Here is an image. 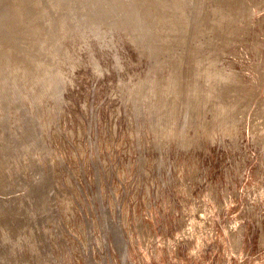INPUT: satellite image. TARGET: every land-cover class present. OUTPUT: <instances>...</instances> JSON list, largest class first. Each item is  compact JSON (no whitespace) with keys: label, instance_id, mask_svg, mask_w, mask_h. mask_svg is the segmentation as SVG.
Wrapping results in <instances>:
<instances>
[{"label":"rangeland","instance_id":"1","mask_svg":"<svg viewBox=\"0 0 264 264\" xmlns=\"http://www.w3.org/2000/svg\"><path fill=\"white\" fill-rule=\"evenodd\" d=\"M39 2L0 22L42 34L0 42V264H264V0Z\"/></svg>","mask_w":264,"mask_h":264},{"label":"bare ground","instance_id":"2","mask_svg":"<svg viewBox=\"0 0 264 264\" xmlns=\"http://www.w3.org/2000/svg\"><path fill=\"white\" fill-rule=\"evenodd\" d=\"M5 1V0H4ZM3 0H0V22H2L4 19H5V17H3L5 14H7L8 16H10V20H11V22H12V20L13 19H16V20H18L19 19V16H20V14H22V13H24V14H30V15H32L33 17H34V20H33V23L35 24L36 22H37V20L39 21L40 20V18H42V19H45L47 22H49L48 20H47V14L48 13H46V11H45V9L47 10V11H49L50 9L51 10H53V8H55V7H59L60 5H57V6H55V7H50V6H47L46 5V7H45V5L44 6H42L41 7V5H40V0H23V1H21V2H23L22 4L24 5V7L22 8V9H20L19 11L21 12V13H19L18 12V8H16V4H9L10 6H9V10H5L6 9V6H5V2H4ZM10 1V0H9ZM19 1V0H18ZM12 2V1H11ZM10 2V3H11ZM61 2V1H60ZM63 2V1H62ZM149 2V1H148ZM29 3L30 4H32L31 6L29 5ZM42 4V3H41ZM59 4H61V3H59ZM12 5V6H11ZM29 5V6H28ZM5 6V7H4ZM19 6V5H18ZM54 6V5H53ZM140 6V5H139ZM8 8V7H7ZM137 11V10H136ZM139 14V13H138ZM48 16H49V14H48ZM51 17H52V14H51ZM29 19V18H28ZM49 19V18H48ZM7 20V22H8V19H6ZM32 20V19H31ZM3 22H5V20L3 21ZM9 23V24H5L4 25V23L2 24V23H0L1 25H4L3 27L4 28H6V30H5V34H4V36H0V42H2V41H4L5 40V38L6 37H11V35H27V34H29L30 35V33H32V34H36L37 36L38 35H42L37 29H35V28H32V24H27V23H21V24H18V26H13V24L12 23ZM17 22V21H16ZM28 22V21H27ZM52 24H50V23H48V27H50ZM82 27V26H81ZM90 28V27H89ZM124 29V28H123ZM96 30V29H95ZM101 30V29H100ZM58 30L56 29V31H55V29H45V33H46V38H44V36H42L44 39V41L46 42V43H49L50 42V40H49V38L51 37V39H52V41L54 40V39H56V32H57ZM81 32H83V31H81ZM85 32V31H84ZM73 32H71L70 34H72ZM86 34V33H85ZM142 34V33H141ZM88 35H90V34H87V36ZM69 35H67V37H68ZM71 36V35H70ZM87 36H85V37H87ZM47 38H48V40H49V42H48V40H47ZM69 38V37H68ZM154 38V37H153ZM107 40V39H106ZM139 43V42H138ZM151 43V42H150ZM2 51H5V52H2ZM175 53V52H174ZM157 56V55H156ZM61 63L60 62H54L53 63V65H52V70L53 71H55V68H56V66H58L59 67V65H60ZM18 68V66L16 65V62L13 60V57L11 56V54H10V52L9 51H7V50H1V47H0V70H1V80L3 79V78H5L7 81H8V76H10V73H12L13 71H14V79H21V76H20V74L17 72V69ZM60 70H61V68H60ZM121 70V69H120ZM27 73V75L26 76H24L23 77V81L25 82V81H27V79H29V75H28V72H26ZM119 73V72H118ZM43 82H44V79H43ZM45 82H46V80H45ZM7 87V86H6ZM2 90H3V92H5L6 94H7V96L9 95V89H7V88H4V86L2 85ZM12 90V89H11ZM0 91H1V89H0ZM135 92V91H134ZM8 99V98H7ZM3 150V149H2ZM7 155V154H6ZM9 169V168H8ZM47 191V190H46ZM48 196V195H47ZM30 209V208H29Z\"/></svg>","mask_w":264,"mask_h":264}]
</instances>
